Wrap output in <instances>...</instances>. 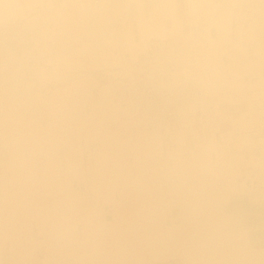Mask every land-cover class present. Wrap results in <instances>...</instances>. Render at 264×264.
Here are the masks:
<instances>
[{
  "label": "bare ground",
  "instance_id": "6f19581e",
  "mask_svg": "<svg viewBox=\"0 0 264 264\" xmlns=\"http://www.w3.org/2000/svg\"><path fill=\"white\" fill-rule=\"evenodd\" d=\"M98 4L95 0L93 7L99 9ZM136 10L139 22L124 29V38L119 24L71 18L66 37L54 34L45 42L54 69L35 71L40 81L36 87L12 89L15 95L0 127V139L10 153L7 173L0 174V255L2 244L8 243L12 264L31 257L38 264H159L171 258L185 264H264V248L252 245L248 229L233 228L234 221L223 209L230 195L247 185L239 180L243 171L251 174L248 164L264 170V138L256 166L252 161L242 166L236 153L225 150L231 136L223 139L224 145L208 140L196 152L181 148L165 157L162 100L171 102L169 108L176 112L181 97L205 96L189 83L162 86V65L159 69L152 61L162 63V51L174 48L176 41L162 37L154 7L146 17L141 6ZM102 29L112 31L108 37L99 36ZM102 62L119 65L126 79L102 86L95 99L89 69ZM24 74L19 70L15 75ZM47 80L55 86L43 85ZM117 87L130 110L110 102ZM36 90L38 111L27 117L28 96ZM213 150L219 151L215 162L207 157ZM33 225L38 233L34 237Z\"/></svg>",
  "mask_w": 264,
  "mask_h": 264
},
{
  "label": "crops",
  "instance_id": "0c3cea01",
  "mask_svg": "<svg viewBox=\"0 0 264 264\" xmlns=\"http://www.w3.org/2000/svg\"><path fill=\"white\" fill-rule=\"evenodd\" d=\"M94 1L0 0V104L2 105L0 107V127L1 116H7L8 106L15 95L12 94L14 91L12 89L14 88L18 91L20 87H36L40 81H38V77L34 72L38 69L41 70L40 68L44 66L48 69H54L53 64L47 61L49 59L47 55L50 52L48 48H45L48 43L46 40L54 38L56 36L54 34L66 37L68 33L65 32L67 31L65 27L68 26L71 18H75V21L80 23L102 22L115 24L113 27L119 24L122 28L121 38H124V29L131 22L134 23V27L139 22L137 20V13H139L136 10L137 5L145 9L142 12L145 17L149 15V11L154 7L157 10L156 21L158 26H162V37L173 38L176 41L174 48L167 47L168 49L165 48L162 51V56L166 58H160L162 63L156 62V60L152 61L157 64L154 65L159 69L162 65V74L157 69V72L160 73L158 78L162 79V86H169L170 84L173 86L174 84V87H178L182 83H189L196 90L201 88L200 90L205 96L204 98L202 96L200 98L181 97L179 103L187 105L183 106L181 104L176 112L174 111L176 115L174 116L173 114L170 119L165 118L168 115H162V120L166 124L162 125V149L164 148L165 157L169 152L177 151L181 148L196 152L208 140L215 142V146L224 145L223 139L231 136L233 137V141L230 142L231 146L225 147V150L229 153L230 151L231 153H236V157L238 156L239 160H241L242 166L243 162L245 165V161H252L256 166L255 160L262 155L260 141L264 138V0H99V9L98 7L97 9L93 7ZM53 13L55 18L52 16ZM43 16H45L44 19ZM41 18L42 20H40ZM48 19L49 21H47ZM56 19L59 23L58 25L54 21ZM39 20L40 22H38ZM43 21L49 22L48 25H45ZM26 23H30V26L28 24L27 27ZM31 24H35L33 28H31ZM203 25L205 29H203ZM165 30H167L166 34ZM111 31L110 29H102L97 32H99V36H104L103 33H106L105 37H108L107 35ZM45 32H47L46 35ZM33 33L35 35H32ZM80 34L82 35V32ZM40 36L42 38H39ZM83 37L86 38L87 36L84 34L82 35ZM139 38L140 36L136 35V39ZM164 52L165 54H163ZM150 53L152 52L149 51L147 58L151 55ZM23 56L27 58L22 60ZM22 64L23 67H19ZM150 64L152 65V63ZM150 64L148 65L150 66ZM149 66L145 69L149 70ZM18 69L25 72L24 77L19 78L15 75L19 72ZM122 69L119 65L103 62L91 66L89 71L94 79L93 87L91 86L92 97L95 99L99 98V90L102 86L120 85L126 79V75L121 73ZM180 69H184L186 73L184 70V73H182ZM187 72L190 76L187 75ZM95 75L97 76L95 77ZM43 83V85L50 87L55 86V83L50 80ZM117 88L118 94L112 95L110 102L117 105L122 111L130 110L126 100H124L122 91L119 87ZM200 90L198 92L201 95ZM28 98V102H30L27 103L29 107L26 105L27 117H32L38 111L37 106H35L38 105L39 99L37 90L30 92ZM45 100V98H42V101L45 102ZM200 104L201 106H199ZM162 113H165L164 109H162ZM170 129L173 130L170 131ZM238 138H243L245 142L238 143ZM217 153L219 151L213 150L207 157L212 162H215L217 161ZM9 158V147L5 141L2 142L0 139V174L2 175L7 173L5 168ZM248 166H250L249 171L251 174L241 170L243 177L239 180L240 182L245 181L244 184L247 185L243 189L232 193L230 202L225 203L230 204L234 200L232 203L233 208H238L240 213L238 215L232 211L230 213L234 214V216H239L241 221L243 220L241 215L247 213L248 204L254 206L256 212L261 211L262 220L259 222L260 226H256L255 230L262 232L264 230V170L259 167L254 169L252 164H248ZM244 168L243 170H245ZM1 193L2 189L0 187V203L2 201ZM105 211L110 217L108 206H106ZM253 214L257 218L256 213ZM24 220H26L25 225L28 226L29 217ZM259 223L256 219L255 224ZM30 232H32L34 237L37 233L36 226L33 225L30 228ZM251 243L254 247L264 248V239H259L257 242L251 240ZM2 246L0 264H12L9 259L8 249H6L8 243H3ZM176 260L178 259L162 261L159 264H172ZM178 261L179 264H185L180 260ZM21 263L38 264L32 257L30 260Z\"/></svg>",
  "mask_w": 264,
  "mask_h": 264
},
{
  "label": "rangeland",
  "instance_id": "374dc122",
  "mask_svg": "<svg viewBox=\"0 0 264 264\" xmlns=\"http://www.w3.org/2000/svg\"><path fill=\"white\" fill-rule=\"evenodd\" d=\"M122 88H124V87H122ZM164 114H162V115H164ZM166 118L170 119L171 117L167 116ZM165 121H167V120H165ZM48 128H49V126H48ZM48 136H50V135L48 134ZM233 201L234 200H232L230 204H227V203L224 204V211H227V213H229V215L231 217V220L234 221L233 228H238V227L241 228V226L246 227L248 229V235H249L250 241L252 240V241L257 242L259 239L260 240L264 239V230L262 232L260 230H255L256 226H260L259 222H261V220H262L261 211L256 212L255 207L248 204V209H246L247 213L244 215H241V217L243 218V220L241 221V218L239 216L237 217V216H234V214L230 213V211L234 212L237 215H238V213H240V211H238V208H236V209L233 208V204H232ZM229 202H230V200H229ZM253 213H256L257 218H256L255 214H253ZM255 218L257 219L259 224H255V221H256ZM263 224H264V221H263ZM37 235H38V233H36L35 236H37ZM40 255L43 257V254H40ZM173 259H177V258H171V259H168L165 261H169V260H173ZM178 260L174 261L172 264H179Z\"/></svg>",
  "mask_w": 264,
  "mask_h": 264
},
{
  "label": "built area",
  "instance_id": "2783aa9c",
  "mask_svg": "<svg viewBox=\"0 0 264 264\" xmlns=\"http://www.w3.org/2000/svg\"><path fill=\"white\" fill-rule=\"evenodd\" d=\"M163 101H166V102H163ZM162 104H166V109L164 110L166 115L168 116H173L174 114V111L172 109L169 108V105L171 104V102H167V100H162Z\"/></svg>",
  "mask_w": 264,
  "mask_h": 264
}]
</instances>
